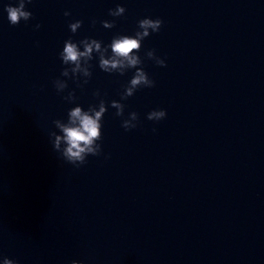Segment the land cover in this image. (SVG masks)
Instances as JSON below:
<instances>
[{
	"label": "clouds",
	"instance_id": "1",
	"mask_svg": "<svg viewBox=\"0 0 264 264\" xmlns=\"http://www.w3.org/2000/svg\"><path fill=\"white\" fill-rule=\"evenodd\" d=\"M32 3V0H16V6L6 4L4 11L7 13V19L12 26L20 24L21 21L27 22L33 18V14L26 10V4ZM126 9L117 5L115 9H109L108 14L112 17H122ZM67 17L70 12H65ZM93 20L92 24L95 25ZM102 26L106 29L115 27L116 21H101ZM160 18L152 19L145 17L137 22L138 30L134 35H115L111 42L104 45L102 41L94 38H84L74 42L69 37L64 42L59 58L65 67L61 70V76L73 80L83 77V84H87L92 76L91 61L98 58V66L105 73H118L123 76L128 70L135 69L134 75L124 86L123 92L120 93L121 101L132 97L140 88H153L155 81L151 79L142 65L143 60L139 55L143 41L152 33H158L163 25ZM83 21L76 20L68 24L71 33L75 34L82 27ZM40 24L35 28L39 29ZM82 48V50H81ZM110 50V53H109ZM149 60H153L158 66L166 67L165 59L158 57L155 49H150L145 53ZM83 84H78L83 87ZM57 94L63 93L68 88L67 80L57 78L53 81ZM95 97H99V91L94 92ZM68 103H74L77 99L74 90L68 91L67 95L62 97ZM110 106L116 109L114 115L123 117L125 105L117 100H112ZM105 100L100 99L98 105L90 104L85 110L82 106L76 105L68 110L67 121L61 119L53 120L52 123L57 131L49 132V140L55 152L67 163L76 168L87 163L88 156H100L102 147L100 141L103 138L102 120L107 111ZM167 112L164 109H154L147 114L150 121H160L165 119ZM138 114L130 112L128 118L122 119L121 127L125 131H130L138 126ZM156 131V129H153ZM59 133V134H58ZM2 264H18V261L4 257ZM70 264H83L82 261L72 260Z\"/></svg>",
	"mask_w": 264,
	"mask_h": 264
}]
</instances>
